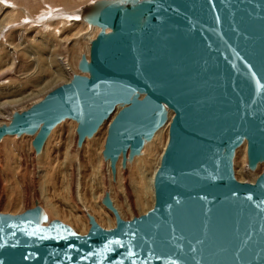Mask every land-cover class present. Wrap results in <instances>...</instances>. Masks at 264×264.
<instances>
[{
  "label": "water",
  "instance_id": "obj_1",
  "mask_svg": "<svg viewBox=\"0 0 264 264\" xmlns=\"http://www.w3.org/2000/svg\"><path fill=\"white\" fill-rule=\"evenodd\" d=\"M78 16L100 29L77 65L86 75L12 113L0 141L33 136L37 155L72 120L81 147L119 107L102 150L114 179L170 111L154 205L123 220L106 192L115 226L88 215L85 235L37 204L0 213V264H264V172L249 183L233 171L244 142L247 168L264 164V0H101Z\"/></svg>",
  "mask_w": 264,
  "mask_h": 264
},
{
  "label": "rangeland",
  "instance_id": "obj_2",
  "mask_svg": "<svg viewBox=\"0 0 264 264\" xmlns=\"http://www.w3.org/2000/svg\"><path fill=\"white\" fill-rule=\"evenodd\" d=\"M97 1L101 0H0V125L8 124L12 113L28 109L53 88L80 75L78 62L82 55L88 59L97 32L84 20L64 15L81 13ZM58 10L64 15L41 23ZM108 122L78 148L76 123L64 120L51 131L38 155L31 146L33 136L4 137L0 213L16 215L37 204L48 222L58 220L85 235L88 215L103 229L115 226L112 213L101 203L106 192L123 220L150 210L153 194L147 180L160 161L165 140L152 152L146 145L124 169L120 158L113 183L109 162L102 158ZM241 149L242 145L234 154V177L253 183L264 172V164L249 170L246 150Z\"/></svg>",
  "mask_w": 264,
  "mask_h": 264
},
{
  "label": "bare ground",
  "instance_id": "obj_3",
  "mask_svg": "<svg viewBox=\"0 0 264 264\" xmlns=\"http://www.w3.org/2000/svg\"><path fill=\"white\" fill-rule=\"evenodd\" d=\"M78 14H80L79 12L78 13H72V14H67V15H64L63 13H62V11H60V10H58V11H55V12H51V13H49V18L47 19V18H42V19H40V21H41V23H46V22H51V21H54L55 19H57L59 16H67V17H69L70 19H76L77 20V18L79 17L78 16ZM46 15H48V14H46ZM79 19V18H78ZM86 25L88 26V27H91L92 29H94L95 30V32H97L96 33V35L99 33V31H100V29L98 28V27H95V26H92V25H89L88 23H86ZM45 27H47V26H45ZM106 32H109V30H106ZM89 56V55H88ZM88 59H89V57H88ZM80 72V71H79ZM80 75H86V74H82V73H80ZM120 108L119 107H116V109H115V111H114V113L109 117V122L111 121V119L114 117V115L116 114V112L119 110ZM171 117H172V112H168V120H167V122H166V124L163 126V127H161L158 131H156V133H154V135H153V137H152V139L149 141V142H147L146 144H144V146L142 147V149L143 148H145V146H146V149H148L149 150V152H152L153 150H154V147L158 144V143H160L161 141H162V139L164 138V140H165V143H164V145H166L167 144V141H168V128H169V122H170V120H171ZM108 121V120H107ZM109 122H108V124H109ZM101 127V126H100ZM99 127V128H100ZM98 128V129H99ZM98 131V130H97ZM96 131V132H97ZM163 131H165L166 132V134H165V132H164V134H163ZM163 135H164V137H163ZM48 139V138H47ZM46 142V141H45ZM45 144V143H44ZM44 147V146H43ZM164 147H166V146H164ZM78 148H80V147H78ZM43 149V148H42ZM142 149H141V151H142ZM163 149H165V148H163ZM242 151H244V150H246V143L244 142L243 144H242V149H241ZM164 151V150H163ZM236 152V151H235ZM41 153V152H40ZM39 153V154H40ZM163 153V152H162ZM141 154V153H140ZM235 154V153H234ZM243 154H244V152H243ZM38 155V154H37ZM128 156V154L126 155V157ZM139 156V155H138ZM162 156V155H161ZM161 156H160V159H161ZM135 157H137V156H135ZM134 157V158H135ZM120 158H121V162H122V157L120 156L119 158H118V161L120 160ZM133 158V159H134ZM133 159L131 160V161H126V163L127 162H132L133 161ZM118 161H117V163H116V173H117V164H118ZM105 162H108V161H105ZM120 162V163H121ZM159 164H160V161L158 162V164H157V166L156 167H154V169L151 171V173H150V175H149V177H148V187H149V190H151L152 189V197H153V201H152V207H153V203H154V189H153V180H154V175H155V172L157 171V169H158V167H159ZM125 166H126V164H125ZM143 167V166H142ZM110 168V167H109ZM121 168H122V166H121ZM125 168V167H124ZM124 168H122V169H124ZM146 169V168H145ZM111 172V171H110ZM112 176V175H111ZM112 181H113V183H115V181H116V175H115V178L113 179L112 178ZM146 181V182H147ZM110 197V196H109ZM111 200V199H110ZM112 202V201H111ZM113 205V204H112ZM114 206V205H113ZM115 208V207H114ZM108 210V209H107ZM118 212V211H117ZM114 217V216H113ZM115 219V218H114ZM88 223H89V221H88Z\"/></svg>",
  "mask_w": 264,
  "mask_h": 264
}]
</instances>
